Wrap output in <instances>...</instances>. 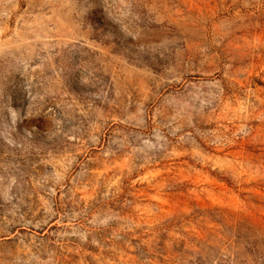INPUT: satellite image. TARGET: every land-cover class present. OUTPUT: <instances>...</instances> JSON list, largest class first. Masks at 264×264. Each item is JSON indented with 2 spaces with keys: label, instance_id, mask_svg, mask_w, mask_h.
I'll return each mask as SVG.
<instances>
[{
  "label": "rangeland",
  "instance_id": "rangeland-1",
  "mask_svg": "<svg viewBox=\"0 0 264 264\" xmlns=\"http://www.w3.org/2000/svg\"><path fill=\"white\" fill-rule=\"evenodd\" d=\"M0 264H264V0H0Z\"/></svg>",
  "mask_w": 264,
  "mask_h": 264
}]
</instances>
